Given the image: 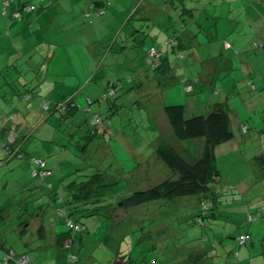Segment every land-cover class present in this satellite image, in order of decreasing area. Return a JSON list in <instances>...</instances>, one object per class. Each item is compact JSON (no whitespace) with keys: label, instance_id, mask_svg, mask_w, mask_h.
<instances>
[{"label":"rangeland","instance_id":"rangeland-1","mask_svg":"<svg viewBox=\"0 0 264 264\" xmlns=\"http://www.w3.org/2000/svg\"><path fill=\"white\" fill-rule=\"evenodd\" d=\"M183 1L185 4L188 2V6H192L190 8H194V16L186 12L180 13L179 7L172 8L177 6L178 0H112V7H108L103 17L86 16L85 12L91 10L93 3L83 14L90 29L84 32L87 39H90L87 45L93 43L103 50L109 47L113 49L108 62L102 67L99 66L101 69L98 71L96 67H92L95 56L87 57L86 47H73L71 42L68 45L67 40L52 47V58L55 55L56 58L51 63L50 70L41 69L39 76L36 70L29 67L21 72L17 68H6L4 63L9 54L7 52L10 48L13 49V43L7 34L8 21L0 20V134L7 123L4 127L5 134L0 138V145L3 142L10 144L14 153L8 155L20 152L21 156L10 159L0 167V258L2 249L13 248L19 253H28L34 264H66V252L58 251L54 244L56 237L52 232L68 229L65 217L58 211L56 194H67L73 189L71 184L75 185L81 180H98L100 175L95 174L96 172L107 170L110 174H116L120 170L126 173L132 171L136 169L134 166L140 157L136 149L140 148L144 156L151 152L152 141L161 131L146 128L150 121L146 120V106H143L140 100L144 97L152 99L154 88H139L138 70L143 69L155 80L156 72L147 66L144 55L152 45L158 43L153 39V32L164 30V23L160 19L162 17L166 21L173 20L182 27L184 24L183 28L187 27L195 35L196 43L191 48L196 52L197 61L186 70L188 76L192 77L197 73L200 77L198 73L201 71L208 76L209 65L212 66V74L207 80L201 77L196 91L192 93H186L184 83L179 82L177 78L171 80L167 89L160 88L155 80L157 95L152 100H145V104L152 102L156 105V115L160 120L166 116L163 98L166 105L172 102L192 104L196 109L193 110L189 106L188 116L208 113L215 103L222 102L230 109L232 116L236 119L242 118L250 129L241 133L239 120H236V123L234 120L237 139L228 141L224 148L217 149V166L222 178L218 182L221 195L217 214H207L204 218L205 224H199L192 207L185 205V199L162 204L150 201L128 208L124 204L113 205L111 216H115L117 220L120 218L113 231L114 240L110 242L111 245L115 242L116 249L120 248V255H116V249L112 250L106 245V241L101 243L109 233V219L106 220L102 215L83 217L82 211H77L73 217L82 218L88 224L85 231L88 235L81 238L86 241V245H82L81 250L84 252L86 246L94 257L92 263H89L90 255L83 261L87 264H124L126 260L128 264H145V259L154 257H162L164 260L170 258L173 261L171 253L177 242L198 250L203 249L201 264H233V260H239V254L236 253L238 249L242 257H251L254 261L264 255V210L259 216L257 212L264 208V179L259 180L261 178L253 173L255 170L261 171L264 165V67L259 70L252 68L257 64L264 66V48L257 46V35L248 28L241 30V26L236 27L231 21L218 18L226 10L222 0ZM194 5L201 7L196 8ZM12 6L9 8L11 11ZM65 6H69L70 10V0H66ZM64 7L61 10L65 9ZM248 12L252 14L250 10ZM10 13L3 11L2 15L8 18ZM233 14L234 12L229 15ZM243 14L245 15V12ZM63 17L67 18L68 15L63 13ZM135 30L139 32L132 34ZM97 34L100 35L98 39ZM226 44L232 46V50L225 49L223 46ZM234 48L240 52L237 59L239 63L242 61V64L238 68H228L227 61L234 55ZM220 50L224 54L219 57L216 53H220ZM126 58L132 59L134 65H129L130 68L124 72L125 87L119 89L118 96L110 92L111 97L102 101L101 98L93 100L96 97L90 94L94 102L83 99V104L77 103L78 108L74 113L66 111L67 104L60 110L51 111V105V110H47L35 101L30 104L28 114L24 115L27 110L25 105L19 108L21 100L13 101L10 95L20 87L19 81L29 79V82L34 81L38 91L44 90L43 94H39L41 98L52 100L58 95L57 97L63 99V90H73L79 86L88 70V73L93 75L94 85L103 87L107 70L111 75L109 79L117 78L119 75L109 68L116 66L118 59ZM128 75L134 79L131 84L125 81ZM248 78L251 79L249 82ZM40 82L41 86L38 85ZM252 84L255 85L254 88ZM86 85L87 83L83 88ZM53 86L57 87L56 91H52ZM35 88L29 90L32 92ZM150 89L152 90L149 91ZM167 91L168 97L165 94ZM34 93L37 96V92ZM102 103L106 106L103 112L110 113V118L114 117L111 121L115 127H112L113 122H110L108 137L103 134L101 128H94L90 119L96 112L103 115L101 110H96ZM111 105L114 113L111 108L108 109ZM91 127L98 133L86 141V134L93 130ZM122 129L123 133H118ZM138 130V136L143 142L139 141L136 135ZM191 141L186 140L182 144L191 145ZM136 144H139V147H135L131 152L127 150ZM192 149V153L197 151V147ZM4 150L0 148V158H4ZM33 157L45 158L53 168L54 174L49 178L53 189L42 178L32 176L33 169L36 168V164L32 162ZM154 169L155 176L146 183L138 181L133 184L127 176L117 177V183L110 187V191L116 192L110 194L113 197L108 196L105 202L111 199L120 203L122 198L134 190L150 187L165 179L166 172L167 177L173 174L162 160ZM25 185L30 189H23ZM36 190L48 193L36 194L37 198L22 204L25 195ZM192 199V196L188 197L189 201ZM251 212H255L257 217L248 221L247 216ZM156 224L160 225L156 228L164 226V230L153 233L151 228ZM140 225L143 228H139ZM147 230L151 233L150 237ZM246 231L250 233L251 239L240 247L237 238ZM78 247L74 246L72 250L77 251ZM249 262L250 260L246 259L242 263Z\"/></svg>","mask_w":264,"mask_h":264},{"label":"crops","instance_id":"crops-1","mask_svg":"<svg viewBox=\"0 0 264 264\" xmlns=\"http://www.w3.org/2000/svg\"><path fill=\"white\" fill-rule=\"evenodd\" d=\"M17 1L20 2L23 0H17ZM98 1L100 0H70L71 8L70 10H68L69 6L64 7V5H66V0H62V1L45 0L43 3L39 4V8L36 11L24 12L23 15L19 18V20L13 21L10 14L7 15L8 18L3 16L4 14L2 15L3 13L2 12V0H0V20L6 19V21H8L9 29L7 31V34L10 35V39L12 40V43H13V49L10 48L11 50L7 52V54L8 53L9 54L7 56L6 62L4 63L5 67L9 66L12 68V66H15L16 64L20 63L21 70L29 67L31 69L36 70L37 75L39 76L42 71L41 69H46L47 71L50 70L51 63L56 58V55L52 58V55H51L52 49H53L52 47L55 45H60L61 43L64 42V40H67L68 45H70V42H71L73 47H78V48L81 46L86 47L85 55L87 57L95 56L94 66L92 64V67L94 69L96 67L97 71L100 70L101 68H99V66L102 67L105 64V62L107 61L111 53V50L113 49L112 47H109L107 50H103L100 48V46L95 45L92 42H91L92 44L87 45V42H89L90 39L89 40L87 39L84 32L90 29L87 25V22L84 19L85 15L83 16L84 11L90 8V6L93 3H96ZM178 1L179 3H177V6H174V7L170 6V7L172 8L179 7L180 13L186 12L188 13V15H193V16L195 15V13L192 11L194 8H190L192 6H188V2L187 4H184L183 0H178ZM222 1L226 7V10H224L222 12V15L219 16L218 18H223V20L225 19L229 20L232 23H234L236 27L241 26V30L248 28L250 32L255 33L257 35V38L254 36L256 39L259 40L256 43L257 46L264 48V0H222ZM194 6H196V8L201 7L197 5H194ZM62 7H64L65 9L61 10ZM234 8H238L239 10H235ZM249 10L251 11L252 14H249L248 12ZM232 12H234V14L229 15ZM244 12H245V15L243 14ZM63 13H66L68 17L67 18L63 17ZM106 13L104 15H106ZM160 19L164 23L163 25L164 30L159 31V33H157V31L153 32L154 33L153 39L155 42H158L156 43L158 44L157 45L158 47L156 46V44L152 46H155L156 48H158L159 52L162 51L164 58H163L161 69L159 70V72H156L155 80L157 81L160 88L167 89L169 87L171 80H173L174 78H177L178 81L181 82V77L183 75L186 74V76H188V73H187L188 69L191 68L190 66L192 64L196 63L197 61L196 52L192 50L193 48H191L196 43V40L194 38L195 35L193 34V32L188 30L187 27L185 29L182 27L181 51H183V53L185 54V57L183 59L178 58L177 50H173V49L168 50L164 45V41L176 31L175 26L179 27V23H175L173 20L166 21L163 17ZM135 32H139V30H135L132 34H134ZM98 38H100L99 34L96 35V39ZM223 47L225 49L232 48V46L229 47L227 44ZM218 49H219V46H218ZM219 52L220 53H216L217 55H219V57L220 55L224 54L221 50ZM239 53L240 52H238V49H235L234 55L232 57H229L231 62L228 59L227 61L228 68H233V67L238 68V66L242 64V61H240L239 63L237 59V56L239 55ZM212 54L213 53H211V55ZM129 65H134V62H132V59H128V58H126V60L118 59L116 62V66H113L112 68H109V69L110 70L114 69L113 71L119 75L115 79L122 80L124 82V72L126 71V69L130 68ZM214 67L216 68V65ZM263 67L264 66L257 64L255 67H252V68L254 70L255 69L259 70V69H263ZM107 71H108V74L106 73V77H104L103 79L104 84H105L103 87H97L94 85L95 82L93 81V75L91 73H88L89 72L88 70L84 81L79 86H76V88L73 90H63V92L61 93V96H63V99L67 98L66 100L67 102H74L76 104L77 103L83 104V99L92 100L93 98L90 96V94L96 97L93 100H97L99 98L102 99L104 94L106 93L110 94L109 87L115 86V85H108L109 80H115V79H109L111 75H110L109 70ZM207 73H208L207 74L208 76L205 75L204 71H201L198 74L200 75V77L203 78V80H207V78L212 74L211 65L207 66ZM194 75H197V73L196 74L194 73ZM128 77H130V80L127 79L125 81L128 82L127 84H131L134 79L130 75H128ZM155 80L152 77H150L148 73L144 72L143 69L138 70V84L137 85L139 86V88H142L143 90L148 87L154 88L153 89L154 96H152V99H154L155 95H157L155 84H154ZM249 80L251 79L248 78V82ZM7 82L10 83L9 81ZM86 83H87L86 86L88 87L87 89H86V86L85 88H83L84 84ZM38 85L41 86V82ZM120 85L121 84H119V86ZM124 87H122V89ZM28 88H32V89L35 88L34 81L29 82V79H22V82L20 81V87H18L16 90L11 92L10 94L13 101L21 100L19 108L25 105L27 110L24 113V115L28 114L27 112L30 108L31 103H34L35 101L40 103L43 101L42 99L43 97L41 98L39 94H43L44 90L38 91V89L35 88L32 91V93H30L31 91ZM56 90H57V87L53 86L52 91H56ZM151 90L152 89H150L149 91ZM34 92H37L38 97L35 95ZM150 94L151 92L148 93V95ZM165 94L168 97V91L165 92ZM57 96L58 95H55L56 99H60V100L62 99ZM34 97L36 99H34ZM56 99H52V100H56ZM152 99H145L144 97V99L140 100L141 104L143 106H146V113H145L146 118H147L146 120L150 121V123L148 124V127L146 128H151L153 130L160 129L161 133L154 141H152L151 152L148 155L144 156L140 152V148L136 149L140 155L137 161L138 163L134 166V168L136 169H132V171H128L127 173L119 171V174H122L123 177L124 176L129 177L130 178L129 182L130 183L132 182L133 184L137 183L138 181L142 183H146L148 182V180H150L152 177L155 176L154 173L156 170L154 168L161 161V159L157 156V153H156L157 146L162 140L164 139L169 140L171 144L190 162L197 160L203 154L205 144H206V139L204 137H199L195 139H187V140H192L191 142H189L191 143V145L189 144L183 145L182 143H184L186 140H180L177 138L173 130V127L168 119L167 114L165 113L166 116L158 120L157 115H156V105L153 104L152 102L145 104L147 100H152ZM102 101H105V100H102ZM162 102H163V110H165L164 106L166 104V101L164 98ZM103 103L100 104V107L96 108V110L98 109L101 110V113L103 114L102 116L104 118H109L110 120L111 119L113 120L114 117L110 118L109 116L110 113L103 112V109L106 107V106H103ZM5 104L7 108V103ZM115 105H117V103H115ZM189 106L192 107V104L187 103V108ZM112 107L113 105H111V107H108V109L110 110V108L112 109ZM89 108L94 109L93 106H89ZM192 109L195 110L196 107L194 108L192 107ZM111 112L114 113L115 110L112 109ZM95 114H98V113L96 112ZM234 120H235V123H236V120H239L238 126L240 128L245 123L242 118L236 119V117L232 116L231 128L233 129V131H234V124H233ZM109 124L110 123H107V124L103 123L99 126V129L101 128L103 132L107 133L108 132L107 130L110 128ZM11 125H10V128H11ZM112 125H113L112 127H115L114 122ZM116 126L118 125L116 124ZM4 127L1 129L2 134H0V138L3 134H5ZM123 130L124 129H122L121 131H118V133H121V132L123 133ZM138 133H140V130H138V132L136 131L137 136L139 135ZM241 133L243 132L241 131ZM138 139L139 141L143 142V139L140 138L139 136H138ZM235 139H237L236 133H235V137L230 141H235ZM226 143H228V141L221 143L220 145L217 146L216 148L217 154H218L217 149L224 148L227 145ZM135 147H139V144H136V146L135 145L131 146L132 149H127V150L131 152L132 150H134ZM196 147H197V151L195 153H192V150H193L192 148L196 149ZM263 159L264 158H262V160ZM262 168L263 169L259 172L257 170L253 172L256 176L261 178L259 179L261 181L264 179V165L262 166ZM164 176L166 178L168 176V172H166ZM218 177H219V180H222L220 175H218ZM198 202H199V199H197V197H194L193 201L192 200L189 201L186 199L185 205L188 204L189 207L191 206L192 210H194L193 214H197ZM211 214L213 215L217 214L216 207L212 208ZM157 226H160V225L156 224L155 226L151 228L153 233H158V231L161 232L164 227V226L162 228L158 227L159 228L158 229L156 228ZM181 246H182L181 253L178 256H175V253L177 252L175 250L176 247L172 249L173 255L171 254V258H173V261H171L170 258L165 259V261L162 259H159L158 264H183L182 262L183 258H187V259L192 258V261L196 260L197 262H201V263L203 262V258H202V254L204 253L203 249L198 250L190 245L187 246L186 244H182ZM3 250L4 249H2L1 252H3ZM238 252H239V256H238L239 260L238 261L233 260L232 261L233 264H241L246 259L250 260L249 264H264V255L261 258L254 261L251 257H246V256L242 257L240 254V250ZM230 260H232V258H230ZM185 263H187L186 259L184 260V264Z\"/></svg>","mask_w":264,"mask_h":264},{"label":"trees","instance_id":"trees-1","mask_svg":"<svg viewBox=\"0 0 264 264\" xmlns=\"http://www.w3.org/2000/svg\"><path fill=\"white\" fill-rule=\"evenodd\" d=\"M45 0H2V12H11L10 16L13 21L19 20V18L23 15L24 12H33L39 8V4L43 3ZM14 3V5H13ZM13 5V6H12ZM13 7L12 11L9 9ZM108 7H112V0L107 2V0H100L94 3L91 6V10L85 12L86 16H103L106 12ZM105 8L104 13H100V9ZM17 14V15H16ZM185 25L183 24V27ZM176 31L170 35L165 41V47L173 50H177L178 58L183 59L185 54L181 51V34H182V26L179 27L175 26ZM174 39L176 41L175 44L167 45L166 41L169 39ZM158 47V46H157ZM158 49V48H157ZM159 50V49H158ZM161 52V56L159 59L160 65L158 67H153L152 64L149 62L148 53L146 52L145 62L147 66L155 72H159L163 63V52ZM183 53V54H182ZM17 63V62H16ZM21 64H16L12 66V68H17L18 71L21 72L20 69ZM6 68H11L7 66ZM130 80V77L127 78ZM201 81V77L198 75H193L192 77L183 75L181 77V82L184 83V88L186 93H192L196 91L198 83ZM20 84V81H19ZM119 84H121L119 86ZM250 84V83H249ZM108 85H115L109 87L112 94H116L118 96L119 89L124 87V82L122 80H109ZM117 86V87H116ZM253 86V85H252ZM187 87H190L188 89ZM254 88V87H253ZM29 89V88H28ZM32 89V88H30ZM16 90V89H15ZM115 90L113 93L112 91ZM19 93V92H18ZM32 93V92H30ZM21 94V93H20ZM19 94V95H20ZM111 97V94H104L102 100ZM67 98L65 99H56L52 101L51 99L43 98V101L40 102L41 107L43 106L47 110L50 109L51 111L60 110L67 104V112L74 113L75 109L78 108V105L74 102H67ZM92 101V100H90ZM165 113L168 116V119L173 127V130L180 140H187V139H195L199 137H204L206 139L205 148L203 154L195 161L190 162L188 161L172 144L169 140H162L157 146V156L164 161L173 172L172 175L166 177L162 181L152 185L150 187L144 189H137L134 190L131 194L127 195L126 197L122 198L120 203H115V201H111L108 199L109 202H105L110 194H113L116 191H110V187L114 186L117 183V177H122V174L117 172L116 174H110L107 170L102 172H96L95 174L100 175L98 180H81L80 183L71 184V188L67 194H56V202L59 204L58 211L65 217L66 225L68 229L66 231L57 232L52 230L54 236L56 237L54 244L58 248V251L65 250L66 252V264H80L87 262L83 261L85 258L90 255L89 263H92L94 257H92L91 253L88 252L87 247H84V252L81 250L82 245H86V241L81 240L82 236L87 237L86 227L88 224L84 222L82 218L75 219L73 216L76 214L77 211H82L81 216H104L105 219L108 218V228L109 233L107 237L101 240L103 244L106 241V245L111 247L112 250L116 249L115 242H113V231L115 227H117L120 218L118 220L115 216H111L110 210L113 209V205H122L124 204L125 207H133L137 205L144 204L150 201H157V203H165V202H175L178 199H187L188 197L194 198L197 197L199 199L198 202V211L197 214H194L196 218L198 217L199 224H205L204 218L207 214H211L212 208L218 206L219 196L221 195L219 192V188H221L219 182V168L217 166V153L216 148L221 143L227 142L232 140L235 137V132L231 128L232 124V114L230 113V109H227L226 105L222 102L215 103L208 113L205 114H194L188 116V108L187 104L183 103H168L164 106ZM98 117V121L95 119ZM91 123L93 124L94 128H99L101 124L110 123L111 120L109 118H104L101 114H95L91 116ZM92 120L94 122H92ZM91 127V128H93ZM246 127V128H245ZM89 130L90 132L86 134L87 140L92 135H96L98 133L97 130ZM242 132H247L250 127L245 123L241 126ZM106 134V132H103ZM1 146V145H0ZM2 148V147H0ZM5 149V148H4ZM10 147L8 146V150H4L5 156L4 158H0V167L3 166L5 163L3 161H7L8 159L18 158L20 156V152L15 155H8L9 153H14ZM264 155V154H263ZM21 157V156H20ZM34 159V160H33ZM35 159H42L44 161V166L42 167V171H49L50 174H42V172H36V168L40 169V164L35 162ZM32 162L36 164V168L33 169L32 176L40 177L47 182V185L53 189V183L50 181V177L54 174L53 168L48 164L47 160L42 157H33ZM264 162V159H263ZM7 163V162H6ZM121 171V170H120ZM129 179V177H127ZM216 180V182H215ZM109 187V188H107ZM107 188V189H105ZM23 189H30L28 185L23 186ZM105 189V190H103ZM104 191V192H102ZM48 192H42L41 190L33 191L31 194H27L24 197V201L22 204L29 203L32 199L37 198L39 194H47ZM37 194V195H36ZM113 197V196H111ZM110 198V197H109ZM193 200V199H192ZM264 208L258 210V216L262 215ZM103 211V213H101ZM256 212V211H255ZM255 212L249 213L247 216L248 221H253L257 214ZM251 218H250V217ZM72 219L79 225V229L75 227H71L68 224V221ZM107 220V219H106ZM104 221V220H103ZM153 226V225H152ZM155 226V225H154ZM43 227V226H41ZM139 228H143L140 225ZM24 229V228H23ZM112 233V235H111ZM148 237L151 236L149 231L147 230ZM87 234V235H86ZM245 236V241L241 242V237ZM251 239L249 232H244L239 235L237 238L239 246H243L247 244V242ZM111 242V243H110ZM74 243V244H73ZM67 244V247H65ZM216 244V243H215ZM182 243L177 242L174 247L177 248V252L175 256H178L181 253ZM74 246H79L77 251H73ZM65 247V248H64ZM12 251L14 255H22L28 253L25 252H17L13 248H5L2 252V257L0 258V262L3 261L4 255L7 252ZM239 249L236 250V253L239 254ZM81 253L79 254L77 253ZM116 255H120V248L116 249ZM61 254L60 252H58ZM172 254V253H171ZM173 255V254H172ZM159 259L164 260L162 257ZM159 259L156 257L151 259H145V264H158ZM187 260L185 264H201V262H197L196 260L192 261V258H183L182 262L184 264V260ZM83 262H82V261ZM165 261V260H164ZM32 264H34L32 262ZM124 264H128L125 260ZM142 264V262L140 263Z\"/></svg>","mask_w":264,"mask_h":264},{"label":"built area","instance_id":"built-area-1","mask_svg":"<svg viewBox=\"0 0 264 264\" xmlns=\"http://www.w3.org/2000/svg\"><path fill=\"white\" fill-rule=\"evenodd\" d=\"M109 1L110 0H107L108 3H109ZM104 12H105V8H101L100 9V13H104ZM175 43H176V41L173 38L166 41L167 45L175 44ZM147 53H148V58L147 59L152 64V66L153 67H158L160 65L159 59H160L161 52H159V50L155 46H152V47H150L147 50ZM252 85H253V87H255L254 84H252ZM187 88L190 89V87H187ZM112 92L114 93L115 90H113ZM95 119L97 121L99 120L98 117H96ZM8 146H9V144H6L5 142H3L1 144V147L5 148L6 150H8ZM35 162L37 164L39 163L40 167H41L40 169L36 168V172L35 173L42 172V174H50L49 171H45V170L42 171V167L44 166V161L42 159H35ZM68 224L71 227H75V228L79 229V225L76 224V222L74 220H72V219H70L68 221ZM240 241L244 242L245 241V236L241 237ZM0 264H32V262H31L30 257L28 255L22 254V255H18L17 256V255H14L12 251H10V252L5 253L4 259H3V261L0 262Z\"/></svg>","mask_w":264,"mask_h":264},{"label":"flooded vegetation","instance_id":"flooded-vegetation-1","mask_svg":"<svg viewBox=\"0 0 264 264\" xmlns=\"http://www.w3.org/2000/svg\"><path fill=\"white\" fill-rule=\"evenodd\" d=\"M9 161V159L7 160V161H3L2 163H6V162H8Z\"/></svg>","mask_w":264,"mask_h":264},{"label":"water","instance_id":"water-1","mask_svg":"<svg viewBox=\"0 0 264 264\" xmlns=\"http://www.w3.org/2000/svg\"><path fill=\"white\" fill-rule=\"evenodd\" d=\"M185 4V1L183 2ZM29 256V255H28ZM30 257V256H29ZM31 258V257H30Z\"/></svg>","mask_w":264,"mask_h":264}]
</instances>
